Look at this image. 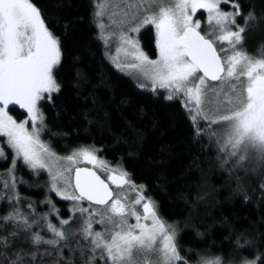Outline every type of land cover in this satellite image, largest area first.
Returning <instances> with one entry per match:
<instances>
[{"label": "snow or ice", "instance_id": "snow-or-ice-1", "mask_svg": "<svg viewBox=\"0 0 264 264\" xmlns=\"http://www.w3.org/2000/svg\"><path fill=\"white\" fill-rule=\"evenodd\" d=\"M90 12L117 72L142 92L178 103L193 139L207 137L221 167L264 171V45L259 56L246 48L254 9L246 13L242 0H92ZM64 27L65 36L57 35L35 0H0V161L11 158L0 173V264H76L77 251L84 264H264V239L244 234L223 255L184 249L180 222L161 215L122 162L101 159L95 145L59 155L43 139L50 129L42 105L55 107L64 87L59 74L72 72L74 87L83 78L76 60L65 64ZM145 31L153 34L154 59L142 44ZM21 164L34 176L47 174L39 201L46 212L21 195L19 185L32 187L17 175ZM260 190L264 197V183ZM237 191L249 199L239 184ZM52 193L70 202L67 218Z\"/></svg>", "mask_w": 264, "mask_h": 264}, {"label": "trees", "instance_id": "trees-1", "mask_svg": "<svg viewBox=\"0 0 264 264\" xmlns=\"http://www.w3.org/2000/svg\"><path fill=\"white\" fill-rule=\"evenodd\" d=\"M91 2L35 0L57 35L65 36L64 26L68 24L63 41L65 64L76 60L83 77L80 86L74 87L72 72L59 74L64 87L55 107L47 102L42 105L50 129L43 139L50 141L59 155H68L82 145H95L102 149L99 157L113 166L122 162L132 179L146 185L147 195L159 202L161 215L169 222H180L184 249L196 245L198 250L215 248V254L223 255L235 247L237 235L264 239V197L260 190L264 174L243 177L240 171L221 167L215 146L208 147L207 137L203 142L193 139L191 125L178 103L169 104L151 92H142L131 78L117 72L97 39ZM242 3L246 13L255 10L256 26L247 35L246 48L259 56L264 45V0ZM141 39L144 50L155 57L152 32H143ZM18 111L13 114L18 115ZM129 151L135 154L129 156ZM8 162L0 166L6 167ZM17 175L28 183L33 179L22 164ZM238 184L247 192V201L237 191ZM19 191L37 202L38 211L44 210L39 205L43 189L21 184ZM55 202L65 217L69 203ZM3 211L2 205L1 214ZM197 231L204 234L202 238ZM22 243L23 238L17 241ZM64 251L69 253L67 248ZM79 255L77 251L76 264H83L77 260Z\"/></svg>", "mask_w": 264, "mask_h": 264}, {"label": "rangeland", "instance_id": "rangeland-1", "mask_svg": "<svg viewBox=\"0 0 264 264\" xmlns=\"http://www.w3.org/2000/svg\"><path fill=\"white\" fill-rule=\"evenodd\" d=\"M103 47H104V45H103ZM115 47H116V44L115 43H113V45H112V51H113V53H115ZM155 57H153V59H154ZM108 60V59H107ZM109 62V61H108ZM110 63V62H109ZM111 64V63H110ZM112 65V64H111ZM123 74V73H122ZM125 75V74H124ZM127 76V75H126ZM129 78H131L130 76H128ZM132 79V78H131ZM134 82H135V80L134 79H132ZM136 83V82H135ZM14 116H16L15 114H13ZM101 158V157H100ZM101 159H103V158H101ZM104 160V159H103ZM7 161H9L8 162V165L6 166V167H1L0 166V173H5L6 172V169L11 165V158H9ZM0 163L1 164H4L5 163V161H0ZM81 166H83V165H81ZM88 167H91V165H88ZM97 171H99L98 169H97ZM241 172V174H242V176L243 177H260L262 174H264V171H257V172H252L251 170H244V169H235V170H232L231 172ZM102 176L104 175V173H100ZM19 176V175H18ZM33 176V179H32V181L29 183V184H31L32 185V187H28L27 186V184H24L25 185V187L26 188H28V189H43L42 187H40V185H43L45 182H46V180H47V174L46 173H41L39 176H34V175H32ZM3 189V182H2V179H0V190H2ZM114 190H116V191H119L118 189H114ZM43 191H44V189H43ZM22 196H24L23 194H21ZM52 197H53V199H54V201H55V199H57V200H59L57 197H55V194L54 193H52V194H50ZM26 197H28V196H26ZM29 198V197H28ZM129 198L130 199H134L135 198V193H129ZM31 199V198H30ZM32 201H34V199H31ZM43 200V199H42ZM69 203V206H70V202H68ZM2 205L3 204H0V209H1V207H2ZM68 206V205H67ZM69 206L67 207V209L69 208ZM57 207H59L60 208V210H61V206L60 205H58L57 204ZM4 209H6V208H4ZM41 211H47V208L45 207L44 208V210H41ZM0 214H1V212H0ZM68 215H69V212H67V214H66V216H65V218H67L68 217ZM51 218H53L54 220H53V222H56V220H55V217H51ZM132 222H134V221H132ZM94 228L96 229V230H100V225H94ZM70 256L71 257V255L69 254V253H67V252H65L64 251V256L66 257V256ZM72 258V257H71ZM77 260L78 261H82L81 259H80V255L77 257ZM82 263L84 264V262L82 261Z\"/></svg>", "mask_w": 264, "mask_h": 264}]
</instances>
